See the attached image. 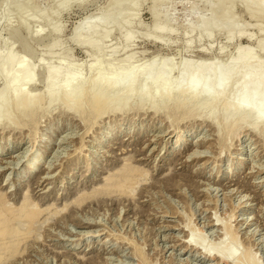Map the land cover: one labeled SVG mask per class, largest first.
<instances>
[{
    "label": "rangeland",
    "instance_id": "374dc122",
    "mask_svg": "<svg viewBox=\"0 0 264 264\" xmlns=\"http://www.w3.org/2000/svg\"><path fill=\"white\" fill-rule=\"evenodd\" d=\"M11 1L0 0V51L5 54L12 43L15 54L36 65L34 83L27 90L40 98L25 109L13 108V112L11 107V123L7 125L3 120L0 124V195L13 210L20 208L23 195L28 204L32 202L30 208L41 213L30 240L19 244V254L8 258L5 264H264V131H253L250 119L239 123L231 119L226 125L223 110L238 94L221 100L212 107L213 111L205 101L174 98L155 110L137 99L120 105L110 95L106 98L109 109L104 111L105 116L96 119L90 113L87 98L98 90L90 89L86 96L72 100L73 104H83L84 115L76 113L60 97L50 98L44 93L45 72L38 59L43 57L44 48L59 38L62 45L55 49L54 56L63 53L70 57L71 64L57 57L51 60L52 65L57 68L64 63L68 74H78L90 86V58L71 38L109 0H91L84 8L79 2L68 6L59 16L62 34L58 38L36 13L52 12L61 0H22L18 7ZM219 1L165 2L157 12L173 33H151V37L159 39L152 42L145 38L154 23L152 0H142L133 12L136 21L131 29H126L133 31L135 38L128 49V54H135V66L142 68L151 58H171L177 65L187 60L224 63L239 48L255 49L254 41L264 39V33L258 32L259 27H264V13L255 15L258 0H252L255 6L250 9L243 6L242 0H224L223 9H233L228 16L241 29L230 43L226 30L200 42L201 31L194 30V43L190 50L186 49L184 33L189 26H197L198 17L208 18V5ZM127 10L120 6L117 14ZM216 13L211 25L221 20V12ZM25 14L30 30L46 29L38 40H27V30L18 28ZM10 27L17 31L13 41L9 40ZM120 35L123 34L113 32L106 40L105 54L110 55V49L122 46ZM248 35L254 40L248 42ZM218 49H223L222 54H218ZM123 54L117 53L116 61ZM256 56L264 62L260 54ZM178 72L175 69L170 74L172 80L177 79ZM102 74L103 71L99 73ZM2 81L1 78L0 88L4 86ZM142 84L139 80L136 86ZM177 102L182 104L181 108H175ZM182 133L190 135L187 139L194 140L195 145L190 142L186 150L172 149L170 143ZM107 134L117 136L97 146ZM34 152L43 155L44 165L36 170L35 177L20 182L16 179L18 173L24 172ZM195 154H200L196 155L199 158ZM243 158L246 161L240 172L237 166ZM123 169L138 172L133 179V197L104 202L86 200L74 206L81 197L106 187L109 180L108 185H115ZM232 170L234 175L227 173ZM221 242L235 248L236 261L206 256L207 249H216Z\"/></svg>",
    "mask_w": 264,
    "mask_h": 264
},
{
    "label": "bare ground",
    "instance_id": "6f19581e",
    "mask_svg": "<svg viewBox=\"0 0 264 264\" xmlns=\"http://www.w3.org/2000/svg\"><path fill=\"white\" fill-rule=\"evenodd\" d=\"M4 1L10 2L11 0ZM12 1L16 2L17 7L22 4V0ZM167 1L169 0H152V2L150 0V2L152 3L150 10L154 23L152 31L146 33L145 38L150 39L152 42H159V39L158 37H151V33H173V31L168 28L166 21L160 19L159 13L157 12V8L160 9L161 7L159 6H162ZM74 2H79L80 7L84 8L91 3V0H61L58 4L54 6L52 12L36 14L38 15V18L44 20V26L47 28V30L58 38L62 34V27L58 22L59 16L63 12V10H65ZM219 2L211 5L208 3L210 5H208V9L211 13H208L209 17H198L199 24L197 23L196 27L189 26L187 31H184L185 33L183 37L186 39L187 50H190L194 43L192 39L194 30L201 31L200 36H198V42L204 39L211 40L213 33H218V31L222 32V30H226V40L229 43L236 36L240 35L241 29L238 28L239 25L236 27L237 24L235 23V21H233L232 16H230V18L232 19H230L228 16L231 11H233V9H223L222 6L225 4L224 0L223 2H221V0ZM257 2H259L258 8L256 9L257 13L255 11L253 12L256 13V17H258L259 15L262 16L264 13V0H258ZM141 3L142 0H109L105 8H101V10H99L96 15H93L89 21L81 25L78 31H75L72 35L71 41L78 48L86 50L87 57L90 58V60H88L89 64H86L88 66L89 72L93 73L92 83L90 86L85 85L83 79L78 74H68L66 72L64 68V66L66 67V65L64 63L71 64V59L70 57L63 55V53L60 57L59 55H61V53H56L58 55V59H61L64 62L62 64L63 66L56 68L52 65L53 62H51V60L57 58L54 56V51L58 46L60 47L62 45V41L58 40L59 38L56 39V41H53L52 43L47 45L46 48H44L43 50V57L38 59L41 62L39 66H43L45 72L44 93L47 94L50 98L60 97L61 100H63V102L67 106V108H69V110H74L76 113L79 112L83 114L84 112L81 111L83 109V104H73L72 100L79 96H86L89 93L90 89L98 90L96 94L91 95L87 98V104H89V108L92 111L90 113H94L96 119L99 115H104V111L107 112L106 109H109V104L106 98L110 95L113 96L114 102L120 105H127V103L132 99H137V101H140V103L142 104H149V106H151L155 110H157L162 104L166 105L174 98L189 101L198 100L199 102L205 101L206 105L209 106L213 111L214 108L212 107H215L221 100L229 98V96H231L232 94H238L237 97L233 96L232 100L228 102L227 106H225L226 108L223 110V119L225 123L231 119L234 120L236 123L245 121L246 119H250L249 123L253 131L255 130L256 132H263L264 62L261 60V58L259 59V57L256 55L260 54V56L264 59V39H258L257 41H254L255 49L258 50V52L256 53L258 54H255L256 50L252 48H239L238 51L236 50L237 52L235 51L236 54H234V56H232L231 58H228V60H226L224 63H218V60H211L208 63H197L193 60H187L183 61L182 63L180 62V64L178 63L177 65L176 62L174 63L173 59L171 60V58H163L161 60L151 58V60H149V62L145 64L144 67L137 68L134 64L135 54H128V49L131 46L133 40L135 39L134 34L133 31L127 32L126 29H131V26L136 21V15L133 12L138 10ZM242 3L243 6L246 7V9H250L252 8V6H255V2H253L252 0H242ZM120 6H126L128 10L122 14H117V9ZM204 8L206 7L204 6ZM221 8L222 11H220ZM217 10L219 11V13L221 12V14H219L221 20L218 21L216 25H211V21L213 20L214 15H217ZM250 14L252 15V13ZM254 16L252 15V17ZM27 20L28 16L25 14V17L20 20L18 28H25L27 30V40L29 38H31L32 40L36 38L38 40V38L41 37L42 32H44V30L46 29L30 30L28 26L29 23L26 24ZM53 21H56V23L53 24ZM113 32H121V34H123L120 35L122 36L123 43L120 48L117 47L113 50L110 49V55H107L105 54V51L107 50L105 43L107 42L106 40H108L112 36ZM258 32L259 34H263L264 27H259ZM16 33L17 31L13 27H10L9 40L13 41L16 36ZM245 38L248 42L254 40L252 35H248ZM14 46L11 43L8 49L5 50V54L4 52L0 51V77L4 81V86L0 88V124H3L4 120V123L7 121V125H9L11 123V120L13 119L10 118V111H13V108L17 110H20L21 108L25 109L32 102L38 101L40 98L39 95L38 98L37 96L32 95L27 90V88L32 86L34 83V73L36 65H32V63L23 56L21 57L15 54V52L13 51ZM122 52L124 53L123 58L118 59L117 62L115 56H117V53L121 54ZM201 52L207 54L206 50H202ZM222 52L223 49H218V54H222ZM175 69H178L179 72L177 79L175 78L174 81V79H171L170 74ZM101 71H103V74L99 75ZM139 80L143 83L140 87L136 86L137 81ZM11 107L12 109L10 110ZM181 107L182 104H180V102H177L175 108ZM94 114H92V116ZM208 118L210 119L211 117L208 116ZM214 120L215 119L213 117L212 121ZM11 125L13 126V124ZM230 127L232 126L230 125ZM116 136L117 135H112L110 137L107 134L104 138L99 141L97 146L109 140L110 138L114 140ZM187 137H190V135H186L184 133H182L181 135L179 134L177 138L170 143L172 149L183 147L184 150H186V148L189 146L187 144L190 142L191 145H195L194 140L187 139ZM198 144H196L195 147H197ZM8 151L9 150H7L6 152L8 153ZM36 153L37 152H34L32 154L30 160L24 168V172L18 173V175H20L16 179H19L20 182L35 177V175L37 174L36 170L44 165L42 162L43 159L41 160V157H43V155L41 153ZM241 153H243V151H241ZM200 154H195L194 156L196 157V155ZM240 161L241 164L237 166V170L239 169V171L241 172L246 160L243 158ZM233 171L234 170L227 173H231L232 175H234ZM134 173L135 171L132 169L121 170V172L118 173L119 178L117 179L115 185L110 186L108 185L110 183V180L109 182L107 181L108 183L106 184V187L93 191L91 195H87V197H81V199L75 202L74 206L77 207L78 204L81 205V203L83 204L86 200H90L92 202H104L105 200L118 201L124 198L126 199V197H129L130 195L132 196L133 185L135 182L133 181V179L136 177V174H138V172L135 174ZM133 175L134 177L132 178ZM138 176L139 175H137V177ZM220 178H223L222 175ZM14 179L15 177L13 178V180ZM1 197L0 264H5L6 260L13 259L16 254H19L17 253V251L19 252V244H25L26 241L24 242V240H30L29 236L33 234L37 222L36 220L37 218H39V214L41 212L39 210L37 211L36 209L30 208L31 206L29 205L32 202H29L30 204H28L27 197L23 195L21 196L22 201L20 204V208H15V210L11 209V207H7L5 204L6 201L3 199L5 197ZM254 235V233L251 234V236ZM33 239H35V237ZM227 243L228 242H221V244L218 245L219 248L216 247V249H214L212 247V250L210 248L207 249L206 256H208L209 258H212L213 256L218 258L220 261L222 260L230 263L236 261L238 253L235 248L234 250L229 248Z\"/></svg>",
    "mask_w": 264,
    "mask_h": 264
}]
</instances>
